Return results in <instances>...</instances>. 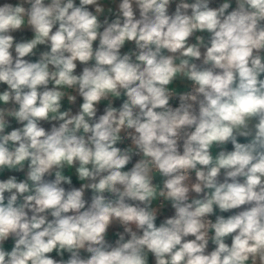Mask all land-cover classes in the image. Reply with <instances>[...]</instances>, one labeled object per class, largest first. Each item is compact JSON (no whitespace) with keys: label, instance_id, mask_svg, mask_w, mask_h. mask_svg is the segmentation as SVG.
Instances as JSON below:
<instances>
[{"label":"clouds","instance_id":"clouds-1","mask_svg":"<svg viewBox=\"0 0 264 264\" xmlns=\"http://www.w3.org/2000/svg\"><path fill=\"white\" fill-rule=\"evenodd\" d=\"M211 2L119 0L111 21L99 0L0 5V173L25 174L0 180V264H264V0Z\"/></svg>","mask_w":264,"mask_h":264},{"label":"crops","instance_id":"crops-1","mask_svg":"<svg viewBox=\"0 0 264 264\" xmlns=\"http://www.w3.org/2000/svg\"><path fill=\"white\" fill-rule=\"evenodd\" d=\"M6 2L7 3H12V4L15 5L16 3L19 2V0H0V5L4 4ZM76 2L78 4L79 3V0H76ZM99 2L101 3V5H103V7L105 9L104 14L100 17L101 21H103L105 18L109 19V21H111V19L115 18L116 11H117V5L119 3V0H99ZM222 2H223V0H212V2L210 3V7H217ZM232 5H235V0H232ZM88 7H89L90 10H93L94 11L93 6H88ZM109 9H111V12L108 11ZM174 10H175V3H173L170 6L169 13L171 14L172 12H174ZM137 18H139L138 11H137ZM12 35L15 37L16 41L19 42V41L31 39L32 36H33V33L31 32L30 29H28L27 27H25L24 29H22L20 31H17V32L12 33ZM197 35H201V33H197ZM203 35H205V38L207 39L208 34L207 33H204ZM190 42L191 43H194L195 42V37L190 38ZM97 45H98V41L94 42V47H96ZM131 45H132L131 43H126L125 46H124V48L121 49V52L123 53V52L129 51L130 48L132 47ZM45 50H47L46 46H43V45L38 46V49L36 50V55L35 56L26 57V59L35 61L36 59H38L39 53L41 51H45ZM202 51H203V49H202ZM196 62L199 63V61H196ZM90 63H92V62H90ZM82 68H83V65H81L79 62H77L76 74H79L82 71ZM190 84H191L190 81L178 77L176 80L173 81L172 85H170L169 87H173L175 89H185ZM6 87H7L6 85L0 84V92L4 91L6 89ZM49 87H51V85H49ZM65 90L68 91L67 89H65ZM124 99H126V98L125 97H121L119 99H115L113 106L119 107L122 104V102H123ZM81 103H82V98L79 97V96H77V101H76V103L74 105H70L67 102V100L65 99L64 101H62V110H67V109L71 108L72 112L75 113V112H77L79 110V105ZM107 103H108L107 101H102L98 105V113H97V115H100V114L103 113L104 108L106 107ZM0 107H7V106H5L3 104H0ZM7 119L9 120V127L6 128V131H11L13 128H16V127H20L21 126V125L17 124V122H16V120L14 118L8 117ZM255 123H256V121H252L250 123V125H249V129L248 130L252 134L255 133V127H254ZM42 126L45 127L46 130L47 129H50V127H51L50 124L43 123V122H42ZM238 139H239V142L246 143L247 140L251 139V136H248V137L238 136ZM117 146L119 147V144ZM224 147L226 148V150H232V145L230 143L227 144V145H225ZM219 150H220V148L214 147L213 150H212L213 155L215 156ZM136 160H138V159H136L135 157H133V163ZM131 166H132V164H129L125 170H127L128 168H131ZM64 174L65 175H69L72 178V185L71 186H69V185H63L66 189H68L70 187H76V188H79L80 187V185H81L82 182L77 179V176H76V173H75V169L74 168H72V169L65 168L64 169ZM11 175H15L17 177V180L18 181L19 180H23L25 178L24 172H17V171H8V170H5L4 172L0 173V180L7 179ZM192 178H193V181H194V179H195L194 174H193ZM46 179H54V175L52 177H46ZM222 179H223V176H221V180ZM162 180H163V178L161 177V175L159 173H154V180H153V182L155 184L162 185ZM91 195H92L91 190H87L85 192V199L88 200V201H90ZM191 195L194 196V197L196 196L195 193H192ZM159 200L154 201V203H153V206L154 207L159 206V204H158V201ZM163 204H164V207H163V209H161V212L158 215V218H157V221H156L157 226H159V224L163 221V219L165 217L172 216L174 214V210L171 208L170 202L163 201ZM234 211L235 210H233V212ZM231 214H233V213L232 212L220 213L218 209L216 210V215H224L225 217H227V216H229ZM213 217H214V220H215V215ZM122 231H123V228L119 225V223L118 222H113V224L109 228V232H108L107 239L110 242H114L118 238L117 233L118 232H122ZM12 246H13V241L11 239H9V241H7L5 243V248L7 250H11V247ZM212 247H213V245H211V248ZM51 255L53 257L59 259V257L56 256V253L55 252L52 253ZM64 258L65 259L68 258V254L67 253L64 254ZM149 264H154L151 256L149 257Z\"/></svg>","mask_w":264,"mask_h":264},{"label":"built area","instance_id":"built-area-1","mask_svg":"<svg viewBox=\"0 0 264 264\" xmlns=\"http://www.w3.org/2000/svg\"><path fill=\"white\" fill-rule=\"evenodd\" d=\"M219 6V5H218ZM217 6V7H218ZM235 6L236 5H232V7L233 8H235ZM132 45V47L130 48V50L131 49H134V44L133 43H131ZM172 90H174V91H176V93H177V96L176 97H174L172 100H170V104L173 106V107H177L178 105H179V99H178V96H179V94H182V93H186V92H190L191 91V84L187 87V88H185V89H175V88H173V87H170ZM123 135V134H122ZM128 146H130V141H128V140H124L122 143H119V147L120 148H126V147H128ZM136 159H139L140 157L139 156H134ZM194 174V173H193ZM193 174H192V176H193ZM161 202H163L162 201V198L158 201V204H160ZM210 219H212L213 221H214V217L213 216H211L210 217ZM191 238V237H190ZM211 249V242H210V245H209V250Z\"/></svg>","mask_w":264,"mask_h":264},{"label":"water","instance_id":"water-1","mask_svg":"<svg viewBox=\"0 0 264 264\" xmlns=\"http://www.w3.org/2000/svg\"><path fill=\"white\" fill-rule=\"evenodd\" d=\"M247 142H248V140H247Z\"/></svg>","mask_w":264,"mask_h":264}]
</instances>
